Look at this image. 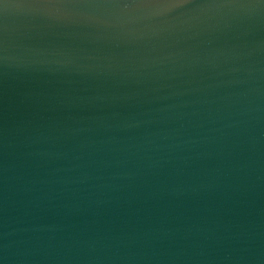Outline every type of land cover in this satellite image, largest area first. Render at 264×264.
Masks as SVG:
<instances>
[{"label": "water", "instance_id": "1", "mask_svg": "<svg viewBox=\"0 0 264 264\" xmlns=\"http://www.w3.org/2000/svg\"><path fill=\"white\" fill-rule=\"evenodd\" d=\"M0 264H264V0H0Z\"/></svg>", "mask_w": 264, "mask_h": 264}]
</instances>
